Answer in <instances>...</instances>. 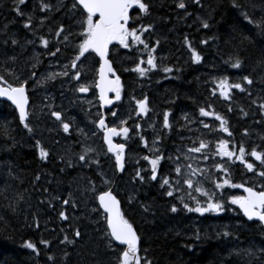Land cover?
<instances>
[{
    "label": "trees",
    "instance_id": "trees-1",
    "mask_svg": "<svg viewBox=\"0 0 264 264\" xmlns=\"http://www.w3.org/2000/svg\"><path fill=\"white\" fill-rule=\"evenodd\" d=\"M0 1V75L7 79L4 69H14L9 58L15 54L8 53L6 43L15 50L28 36H47L49 9L41 11L42 0L35 5L32 0L15 5L14 0L10 6ZM43 2L51 5L49 0ZM143 2L149 5L142 15L150 18L149 23L160 27L166 20L175 27L169 49H176L175 42L181 39L177 35L179 22L185 17L191 19L189 22L197 20L198 34L191 39L198 41L201 56L200 107L206 105L208 83L216 72L229 70L230 83H240L243 88H230V97L235 99L231 112L246 115L242 120L250 135L253 131L263 138L256 147L264 153V131H260L264 129V0H184V9L176 6L179 0ZM25 11L41 19L37 27L31 24L29 29L24 28ZM244 14L253 22L245 20ZM13 38L18 41L15 45L11 43ZM237 58L241 64L234 68ZM244 76L252 83L243 81ZM194 93V88L189 90L190 95ZM252 122H258L257 129L249 125ZM30 127L31 132L21 124L15 109L0 100V264H117L124 248L113 241L109 246L104 214L94 196L83 195L89 191L88 183L80 182L77 187L78 176L66 175V165L53 160L47 129ZM37 141L48 153L44 159ZM65 199L68 204L63 203ZM183 203L194 206L193 201ZM183 203L171 212L165 197L156 194L141 201L135 214L126 213L139 237L138 254L142 258L151 264H264V228L259 222L241 221L233 211L230 223L216 230L210 218L184 210ZM61 211L66 220L60 218ZM66 236L71 243L65 241ZM26 241L34 243L37 251L27 248ZM41 241L49 243L45 246Z\"/></svg>",
    "mask_w": 264,
    "mask_h": 264
},
{
    "label": "flooded vegetation",
    "instance_id": "flooded-vegetation-1",
    "mask_svg": "<svg viewBox=\"0 0 264 264\" xmlns=\"http://www.w3.org/2000/svg\"><path fill=\"white\" fill-rule=\"evenodd\" d=\"M5 1L9 6L14 5V0ZM36 3L40 4L38 0H32V4ZM73 3L74 0H62L59 7L58 1L56 3L54 0L50 1L51 8L46 18L49 32L45 36L49 43L47 47L40 44L42 52L40 56L47 57L50 74H54L55 78H50L49 75L47 82L49 96L37 97L36 101H32L29 96L27 122L30 126L39 125L47 129L49 135L47 144L52 150L53 160L66 165L65 167L69 169L66 175L78 176L79 183L75 181L77 187L80 182L88 183L89 191L83 193L84 196H94L96 199L100 192L111 190L120 201L121 213L127 220L126 213L135 214L136 206L141 201L148 200L156 194L165 197L170 208L172 205L176 207L181 205L183 201H192L189 199V193L204 203L206 197L183 184L186 176L193 179L194 186L199 184L224 205L222 212L203 214L211 219L214 229L225 228L228 222L230 223V213L233 211L236 218H241V221L246 220L238 206L231 204L229 200L231 196L244 195L243 188L225 185L217 189L215 184L224 178H229L234 184L254 187L258 191L264 190V178L256 174L257 171L264 170V166H261L260 162L255 161L253 157L246 156V159L257 166L254 171L249 172L239 161L234 159L228 161L227 157L213 155V153L217 142L221 139L230 142L228 145L230 150L234 147L238 150V147L243 144L248 152L252 148L261 151L256 144L263 141V138L259 139L258 133L253 131L251 135L249 134L247 123L242 120L246 115L231 112L232 101L235 99L230 97V89L227 97L220 94L217 85L221 79L227 78L231 85L229 70L223 74L217 71V76L208 83L210 92L205 100L206 105L201 106L227 121L226 127L229 132L220 129V121L216 120L214 115H200L198 96L200 61L193 62L191 59V49L199 53L198 41L191 39L198 34L197 20L192 18V22H189L191 19L185 17L183 22H179L177 35L181 39L175 42L176 49H169L168 44H172L170 37L175 27L166 20L159 27L149 23L150 18L142 16L145 13H140L136 8L130 9V27L151 25L148 31L142 33V39L149 48L145 49L144 45L139 44L124 48L118 42H112L109 45V61L115 76L120 78L121 95L120 99L116 100L115 93L112 92L111 105L103 106L95 86L100 60L94 53H86L77 61L76 68L71 66V61L76 57L78 44L82 39L79 35L82 29L78 23L82 15L72 8ZM15 5L21 4L16 0ZM23 17L25 20L31 17V26L34 27H37L41 21L39 17H32V15ZM61 25L64 31L57 36L56 31ZM64 36H68L67 41L64 40ZM29 39L39 42V38L31 36L26 37L25 41ZM178 45H180L179 48ZM6 46L8 53L17 54L19 45L15 50L12 45L6 43ZM150 49L155 57V68H150L146 63ZM137 64L148 69L145 75L141 76L138 71H135ZM190 66H192L191 70ZM164 68L171 70L165 72ZM63 72H67L68 75H60ZM76 72L80 73L78 78H74ZM109 76L112 79L115 78L112 73H109ZM189 78L193 80L189 81ZM29 84L30 82H26L25 86L30 95ZM82 84L88 87L87 92L77 91ZM192 88L195 89V93L190 95L189 90ZM145 98L147 111L141 113L138 111L137 101ZM53 111L60 112L62 121L70 124L67 133L63 131L61 121L51 115ZM113 112L115 116L112 115ZM165 112L168 113L169 127H164ZM101 115L104 116L108 127L129 129L127 136L112 137L113 143L125 145L123 170L115 168V156L107 151V145L103 140V130L96 123ZM121 121L124 123L121 124ZM204 124L209 127L205 128ZM249 125L257 129L258 122H252ZM260 131L257 130V132ZM200 141L207 143L208 147L199 153L190 152L189 149L198 147ZM41 147H44L42 143ZM86 148L94 150L88 153V159L96 162L79 161V155ZM156 155L161 156L162 159L157 165V179L151 180V164L144 157L151 159ZM204 156L208 159H204ZM216 164H222L228 172L215 168ZM188 165H191L192 169L202 170L203 174L197 172L195 176H192ZM177 166L181 167L180 174L174 171ZM137 170L144 177L143 181L136 177ZM164 176L170 178L174 188H180L179 192L173 191L171 197L165 195L170 190L168 186L161 187ZM222 216L224 221L221 219Z\"/></svg>",
    "mask_w": 264,
    "mask_h": 264
},
{
    "label": "snow or ice",
    "instance_id": "snow-or-ice-1",
    "mask_svg": "<svg viewBox=\"0 0 264 264\" xmlns=\"http://www.w3.org/2000/svg\"><path fill=\"white\" fill-rule=\"evenodd\" d=\"M25 0H18L19 4H23ZM180 9L185 8L184 0H179L176 5ZM41 11L46 9H50L51 5L47 3H43V0L40 5ZM72 8L75 10L82 9V18L78 21L81 26L82 31L79 35L82 37L80 43L78 44V52L76 57L71 61L72 68L77 67V61L80 60L81 57L85 56L86 53L91 54L95 53L96 56L100 59V69H99V81L96 83V88L99 89L100 92V101L103 104H111L112 100L107 97L108 92L115 93V99L119 100L121 95L120 88V78L115 76L114 70L111 66V63L107 59L109 54V45L112 42H118L119 45H122L124 48H129L131 45H144L145 49H148L149 46L145 43L144 39H142V33L148 31L151 28V25H139L138 27H130L129 21L131 19L129 15L130 9H138L140 13H147L149 9V5L143 0H74L72 4ZM17 12L19 13V8H17ZM94 19V17H97ZM245 20H248L249 23H252L247 16L244 14ZM32 23L31 17L28 18L27 22L24 23V28L29 29ZM260 22H257L259 26ZM203 27L207 28V22L203 23ZM64 31L63 25H61L57 31L56 35L59 36ZM71 35V33L69 34ZM64 40H68V36H64ZM187 42V41H186ZM11 43L13 45L17 44L18 41L16 39H12ZM27 43H32V41H27ZM39 43L45 47L48 46L49 41L41 36L39 37ZM158 43V42H157ZM203 43V41H202ZM191 49V45H189ZM59 51V49H57ZM55 55V53H51ZM9 59H15V57H10ZM191 59L193 62H199L201 60L200 54L195 50L191 49ZM143 63V61H142ZM147 65L150 68H155V57L153 56V51L150 49L147 55ZM241 61L237 58L235 63L232 65L234 68L240 67ZM148 69L141 67L140 64L136 65L135 71H138L141 76L145 75ZM165 72H169L171 69L164 68ZM4 72L8 75H13L8 69H4ZM112 73L115 76L114 79H110L108 74ZM60 75H68L67 72H63ZM80 76L79 72L75 73L74 78H78ZM50 78H55L54 74H50ZM243 81L248 84L252 83V80L248 76H244ZM25 83L21 82L17 85H13L9 83L7 79H5L4 75H0V98H6V101H10L12 105H15L16 110L19 113V121L23 124L24 128L28 129L29 132L32 131V128L29 126L27 119L29 117V112L27 109V105L29 103L28 96L26 95ZM217 87L220 89V94L222 96L227 97L228 91L230 88L241 89L242 85L240 83L229 84L227 78H223L219 81ZM89 89L85 85H80L77 89L78 92L84 93ZM138 111L144 113L147 111L146 107V98L144 100L137 101ZM261 108L264 109V104L261 105ZM201 116H212L214 115L216 120L220 121V129L224 132H229L228 127H226L227 121H225L220 115L215 114L213 112L206 111L205 108L201 107L199 109ZM51 115L55 117L58 121H61V127L63 131L67 133L70 129V124L68 122H63L61 118V113L58 111L51 112ZM115 116V112L112 113ZM97 126L103 130V140L107 145V151L109 153L114 154L115 156V168L117 170H123L124 168V149L125 145L123 143H113V136H127L129 129L127 127H108L105 123V118L101 115L96 122ZM124 122L121 121V124ZM164 127H169L168 121V113H164ZM139 127V125H137ZM205 128L209 126L204 124ZM231 135V133H229ZM143 140V137H141ZM229 141L225 139H221L216 144V150L213 155H219L221 157H227L228 161H239L244 168L252 172L257 166L254 162H250L246 159V156H251L255 161H259L261 166H264V153L258 151L256 148H252L250 152L246 151V148L243 144L238 147V150L234 147L233 149H229ZM36 147L39 149V155L41 159L47 157V151L40 147L39 141H37ZM208 144L204 141H200L198 147H193L189 149L190 152L199 153L203 149L207 148ZM92 148H86L82 154L79 155V161L92 163L96 161H91L88 159V153L93 152ZM204 159H208L207 156L203 157ZM145 160H148L151 164V180L157 179V165L162 159L161 156L156 155L154 158L149 159V157L145 156ZM71 166V165H69ZM190 170L192 176H195L197 172L202 173V170L192 169L191 165L187 166ZM215 168L228 172V169L224 167L222 164H216ZM174 171L177 174L181 173V167L177 166ZM256 174L262 178H264V170L257 171ZM136 177H138L141 181H143L144 177L140 175V171L137 170ZM104 183H108V181H104ZM179 183V181H177ZM183 184L188 185L189 189H193L196 193H200L202 196L206 197L204 203H201V200L196 196L189 193V199L193 201L194 206H190L188 203H183V209L188 212L195 213H208L214 212L219 213L224 211V205L218 199H214V195L210 194L207 190L203 189L199 184L194 186V181L192 178L186 176L183 179ZM228 185L230 187H241L244 190V195L239 196H231L229 200L231 204L237 205L239 210L243 213V215L250 221L255 220L258 221L261 225H264V190H256L254 187H247L243 184H234L229 178H224L221 181L215 184V188L219 189ZM168 186L170 189L165 193V195L171 197L173 196V191L179 192L180 188H174L170 178L168 176H164L161 180V187ZM99 200V205L103 208L104 213H106L105 219L107 223V232L106 235L109 236V246H112V241L119 242V245H126L123 251L120 253L118 257L117 264H151L146 257L142 258L138 254V240L136 231L133 228V225L125 219L124 215L121 213L119 201L116 196L113 195L111 190L102 191L96 197ZM64 204H68L69 201L65 199L63 201ZM75 206V205H73ZM171 212H176L177 208L175 205H172L170 208ZM61 219H67L64 211L59 213ZM76 236H79V231L75 232ZM225 236L229 235V233L225 232ZM65 241L71 243L72 241L68 240V237H65ZM45 246L48 245V241H41ZM25 245L27 248L32 249L33 251H37L36 245L32 242L26 241ZM52 259V257H49Z\"/></svg>",
    "mask_w": 264,
    "mask_h": 264
},
{
    "label": "rangeland",
    "instance_id": "rangeland-1",
    "mask_svg": "<svg viewBox=\"0 0 264 264\" xmlns=\"http://www.w3.org/2000/svg\"><path fill=\"white\" fill-rule=\"evenodd\" d=\"M38 1L41 2V0ZM57 1L58 6L60 7L62 0H54L55 3ZM30 13L32 12L25 11L23 12V16H31ZM27 41H32V43H27ZM27 41L20 43L19 48L17 49V54L12 56L15 57L14 60L11 59L15 67L13 70H8L13 73V75H8L7 73H5V75L7 79L10 80L8 82H13L12 84L15 82V85L21 82H30L28 85V89L31 91L30 97L32 101H36L37 97L49 96L47 82L50 75V69L48 67L47 57L40 56L42 55V45L40 46V43L37 40L29 39Z\"/></svg>",
    "mask_w": 264,
    "mask_h": 264
},
{
    "label": "water",
    "instance_id": "water-1",
    "mask_svg": "<svg viewBox=\"0 0 264 264\" xmlns=\"http://www.w3.org/2000/svg\"><path fill=\"white\" fill-rule=\"evenodd\" d=\"M94 18H98V16L97 17H94ZM95 54V53H94ZM96 56V55H95ZM98 59H99V57L98 56H96ZM107 59L109 60V54H108V57H107ZM100 60V59H99ZM110 62V61H109ZM111 63V62H110ZM99 69H100V65H99ZM99 69H98V79H97V82L99 81ZM108 76H109V74H108ZM109 78H110V76H109ZM110 79H112V78H110ZM25 89H26V95L28 96V100H29V95H28V91H27V87L25 86ZM97 89V94H98V96L100 97V92H99V89L98 88H96ZM111 91L110 92H108L107 93V97L111 100V98H110V95H111ZM0 100L1 101H5V102H7L8 104H10L14 109H15V111H16V113H17V115H18V118H19V113H18V111L16 110V108H15V105H12L11 104V102L10 101H6V98H0ZM111 104H103V106H110ZM28 106H29V103H28V105H27V109H28ZM108 191V190H107ZM100 194V193H99ZM98 194V195H99ZM98 195H97V197H98ZM118 200V199H117ZM119 201V200H118ZM96 202H97V205H98V207H99V209H100V211L106 216V213H104V210H103V208H101L100 207V205H99V200L96 198ZM119 206H120V201H119ZM247 219V218H246ZM255 221V220H254ZM105 224H106V227H107V223H106V219H105ZM263 227H264V225H263ZM134 228V227H133ZM135 230V229H134ZM136 231V230H135ZM137 233V232H136ZM138 236V235H137ZM117 246H121V247H123V248H125L126 247V245H119V242H116V241H113Z\"/></svg>",
    "mask_w": 264,
    "mask_h": 264
},
{
    "label": "bare ground",
    "instance_id": "bare-ground-1",
    "mask_svg": "<svg viewBox=\"0 0 264 264\" xmlns=\"http://www.w3.org/2000/svg\"><path fill=\"white\" fill-rule=\"evenodd\" d=\"M224 67H226V66H224ZM224 67H223V69H224ZM226 69H227V67H226ZM218 72H219V71H218ZM220 72H221V71H220ZM216 73H217V72H216ZM216 73H215V74H216Z\"/></svg>",
    "mask_w": 264,
    "mask_h": 264
}]
</instances>
